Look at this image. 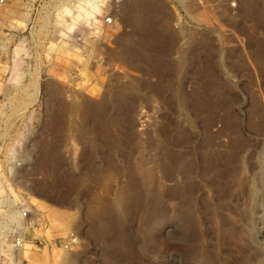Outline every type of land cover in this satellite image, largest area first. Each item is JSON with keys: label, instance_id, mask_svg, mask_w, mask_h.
Masks as SVG:
<instances>
[{"label": "rangeland", "instance_id": "obj_1", "mask_svg": "<svg viewBox=\"0 0 264 264\" xmlns=\"http://www.w3.org/2000/svg\"><path fill=\"white\" fill-rule=\"evenodd\" d=\"M215 1L0 8V223L29 226L23 264H264V0Z\"/></svg>", "mask_w": 264, "mask_h": 264}, {"label": "built area", "instance_id": "obj_2", "mask_svg": "<svg viewBox=\"0 0 264 264\" xmlns=\"http://www.w3.org/2000/svg\"><path fill=\"white\" fill-rule=\"evenodd\" d=\"M7 0H0V8L5 6ZM215 5L226 7L228 10L234 12L237 9V3L234 0H216ZM105 26L113 24L112 18L107 16L104 19ZM15 214L19 222L26 221L31 214V207L29 204L20 199L14 205ZM6 223H0V264H23L24 259L19 257V253L24 250V243L26 236L24 232L16 227L6 229ZM79 246V238L74 232H70L60 244V247L68 253H73Z\"/></svg>", "mask_w": 264, "mask_h": 264}, {"label": "bare ground", "instance_id": "obj_3", "mask_svg": "<svg viewBox=\"0 0 264 264\" xmlns=\"http://www.w3.org/2000/svg\"><path fill=\"white\" fill-rule=\"evenodd\" d=\"M259 17H260V16H259ZM259 20H260V19H259ZM260 22H261V21H259V27H261V26H260ZM114 25H115V23H114ZM106 36L108 37V35H106ZM104 38H105V37H104ZM104 38H103V39H104ZM258 62H259V64H262V62H264V53L259 52ZM261 170H264V169H261ZM261 170H260V171H261ZM15 175H16V174H15ZM255 179H256V178H255ZM13 182H14V181H13ZM255 182H256V181H255ZM14 184L19 185L18 182H14ZM19 186H20V185H19ZM29 218H30V217H29ZM29 218H28V219H29ZM28 219H27V220H28ZM27 220H26V221H27ZM26 221H23V222H26ZM28 227H29V226L26 225L25 228H28ZM25 228L22 227V229H20V228H18V229H20V230L22 231V230L25 229ZM25 246H26V243H24V250H23V252L19 253V257H20V258H23L22 255L24 254ZM23 259H24V258H23Z\"/></svg>", "mask_w": 264, "mask_h": 264}]
</instances>
